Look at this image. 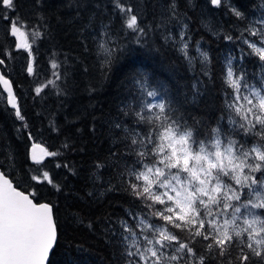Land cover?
Masks as SVG:
<instances>
[{"label":"trees","instance_id":"1","mask_svg":"<svg viewBox=\"0 0 264 264\" xmlns=\"http://www.w3.org/2000/svg\"><path fill=\"white\" fill-rule=\"evenodd\" d=\"M14 2V13L0 7V14L19 15L26 21L21 39L30 45L31 56L28 48L16 47L8 21L0 19V59L5 60L0 66L24 117H16L15 110L1 100L0 90V165L22 190L36 188L40 202L54 205L58 235L48 264H126L120 221L134 225L128 213L142 209L120 179L131 157L126 152V133L116 124H127L130 118L124 113L129 106L138 107L146 98L138 80L146 76L147 87L160 93L158 99L171 105L181 123L203 133L219 124L226 134L241 139L242 134L229 126L225 109L226 95L233 91L226 84L227 64L231 59L237 74L243 71L250 86L260 87L264 62L241 34L252 20L264 18L263 5L258 0H228L226 11L224 1L217 9L210 0H175L178 19L157 28L168 14L170 0H121L133 6V14L148 33L137 43L114 0ZM234 10L243 18L236 17ZM35 31L41 36L36 37ZM104 31L108 35H102ZM181 31L191 63L180 50ZM169 34L175 40H165ZM229 35L232 40L226 38ZM102 41L109 48L122 49L110 67H102ZM200 52L207 53V62ZM30 61L34 75L26 72ZM52 61L59 65L60 79L37 96V86L55 79ZM247 139L251 143L252 138ZM32 141L60 155L46 156L43 165H35L29 158ZM58 163L67 167H57ZM37 168L49 171L61 190L32 182ZM172 231L185 242L191 239L186 231ZM206 243L196 237L191 246L206 254ZM237 253L233 248V256ZM258 259L254 257L253 264ZM185 262L198 264L188 256L173 264ZM206 264L217 260L209 257Z\"/></svg>","mask_w":264,"mask_h":264},{"label":"snow or ice","instance_id":"2","mask_svg":"<svg viewBox=\"0 0 264 264\" xmlns=\"http://www.w3.org/2000/svg\"><path fill=\"white\" fill-rule=\"evenodd\" d=\"M210 2L219 6L222 0ZM114 3L123 14L124 26L140 43L141 37L148 33L138 15L133 14V6H125L121 0ZM0 7L13 13L17 9L14 0H0ZM234 14L243 18L239 10H234ZM0 19L8 21L10 35L25 36L21 29L26 21L21 16L0 14ZM173 19H178V14L175 0H170L166 18L156 27H165ZM257 23L262 27L253 26L245 31L258 39L245 38L244 43L264 62V19ZM34 35L40 37L41 33L35 31ZM102 35H108L107 31ZM184 37L181 31L180 50L191 63L193 58L188 55L189 45ZM164 38L175 40L171 34ZM226 38L233 39L231 35ZM16 47L28 48L31 56L26 41ZM99 47L104 53L102 67H110L122 51L107 47L103 41ZM200 55L207 62V53ZM4 64L5 60L0 59V65ZM58 67L55 61L51 62L55 79L37 86L34 89L37 96L49 85L56 86V80L60 79ZM26 72L35 74L33 61L28 63ZM138 83L142 95L152 98V102L145 98L138 107L129 106L124 113L129 122L123 126L116 124L126 133V152L131 157L120 179L125 191L142 209L128 213L134 225L128 220L120 221L126 264H172L185 256L195 258L198 264H206L209 257L217 260V264H253L254 257L259 258L257 264H264V77L260 87L250 86L246 74L243 71L237 74L231 59L228 61L226 84L233 91L226 95L225 109L229 126L242 134L241 139L226 134L219 124L203 133L181 123L173 115L171 105L163 98L158 99L160 93L147 87L146 76H141ZM0 84L7 91V103L16 117L23 120L12 84L4 73H0ZM28 136L32 138L31 133ZM247 138H252L251 143ZM59 155L38 143H33L30 150L35 165H43L46 156ZM56 166L67 167L59 163ZM30 179L36 185L47 183L56 191L61 190L47 170L37 168ZM172 229L186 231L191 239L185 242ZM57 235L54 205L40 202L36 188L22 190L0 165V264H48ZM196 237L207 242L206 254H198L191 246ZM233 248L238 249L235 256Z\"/></svg>","mask_w":264,"mask_h":264},{"label":"rangeland","instance_id":"3","mask_svg":"<svg viewBox=\"0 0 264 264\" xmlns=\"http://www.w3.org/2000/svg\"><path fill=\"white\" fill-rule=\"evenodd\" d=\"M223 1L225 2L224 4H225V9H226V11H228L229 10V8H227L228 7V5H229V3H228V0H222V3H223ZM221 3V4H222ZM258 3L259 4H262L263 5V8H264V3H263V0H258ZM214 6H216V5H214ZM221 6L222 5H219V6H216V8L217 9H220L221 8ZM217 12L218 13H221V11L219 12V10H217ZM223 12V11H222ZM232 12V11H231ZM231 12H228V13H231ZM261 12H263V10H261ZM224 13V12H223ZM262 19H264V18H262ZM259 20H261V19H256L255 21L254 20H252L251 21V23H249V24H251V25H248V26H246L245 28H243L242 29V33H243V35H244V37L245 38H247V39H249V40H252V41H256L257 39H258V37H254V36H250L249 35V33L247 32V31H245V29H248V28H251V27H256V28H260V27H262V25H260V24H258L257 23V21H259ZM14 37V36H13ZM22 37H14V40L17 42V44L18 43H21L22 42V39H21ZM0 73H4L6 76H7V74H6V72H5V70L0 66ZM0 90H1V94H2V96H1V100L2 101H6L7 102V93H5V92H3L2 91V89H1V87H0ZM10 106V105H9ZM172 264H173V262H172Z\"/></svg>","mask_w":264,"mask_h":264},{"label":"water","instance_id":"4","mask_svg":"<svg viewBox=\"0 0 264 264\" xmlns=\"http://www.w3.org/2000/svg\"><path fill=\"white\" fill-rule=\"evenodd\" d=\"M0 87H1V89H2V91L3 92H5V93H7V91L5 90V88H4V86L2 85V84H0ZM33 143H38V142H34V141H32L31 142V145H30V147H29V158H30V150H31V147H32V144ZM38 144H40V143H38ZM41 145V144H40ZM42 146V145H41ZM43 147V146H42ZM44 148V147H43ZM37 151H39V149L37 150ZM31 160V159H30ZM56 245V244H55ZM55 247V246H54ZM54 249V248H53ZM53 251V250H52ZM52 253V252H51ZM51 253H50V255H51ZM50 255H49V258H50ZM49 261V260H48Z\"/></svg>","mask_w":264,"mask_h":264}]
</instances>
